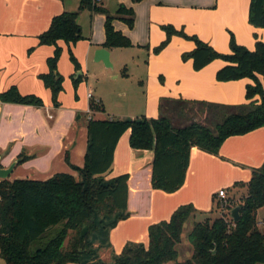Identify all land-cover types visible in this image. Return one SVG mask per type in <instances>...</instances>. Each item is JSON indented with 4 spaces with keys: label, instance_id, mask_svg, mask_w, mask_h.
Here are the masks:
<instances>
[{
    "label": "crops",
    "instance_id": "0c3cea01",
    "mask_svg": "<svg viewBox=\"0 0 264 264\" xmlns=\"http://www.w3.org/2000/svg\"><path fill=\"white\" fill-rule=\"evenodd\" d=\"M118 1V6L122 4L132 8L134 24L132 29L119 20H114L112 25L116 31L129 38L132 46L104 48L105 16L85 9L93 17L90 35L92 38L97 37L98 44L95 46L89 41L81 40L71 46V51L73 50L81 66L78 71L79 76L84 77L81 86L87 92L82 96L78 92V100L74 99L71 76H76L78 72L67 61V45L58 41L62 54L57 69L65 78L64 91L69 92L70 97L72 94V98L64 104V92L60 93V105L55 107L50 91L39 79V75L48 71L46 59L53 54L54 47L38 45L37 37L47 30L54 16L62 12H74L76 8H72L66 0H0V93L15 86L21 95H35L43 102L40 107L0 102V167L7 168L14 161L24 159L22 163L15 165L9 180L43 181L57 173L75 175L71 166H83L89 119H157L163 115L178 127L192 122L208 126L211 116L205 105L234 108L248 103L245 87L252 84L251 80L216 81V72L225 65L222 60H215L200 71L193 70L190 60H181L183 53L194 49L193 42L173 36L158 54H153L152 49L165 38L161 27L171 25L177 30L183 29L187 35L197 36L221 54L229 53L231 36L237 44L253 50L256 40L264 42V29L255 28L248 22L250 0ZM102 21L103 33L100 30ZM101 33L103 38L100 40ZM133 48L145 51L149 61L144 69L145 83L139 82L143 94L141 105L136 113H129L127 108L121 112L116 106L117 111L111 109V113L116 115L109 114L102 95L87 84V68L91 61L103 65V62L95 61L94 58L98 49L108 52L111 63L113 51L122 52ZM113 78H118V75ZM88 93L102 105V112H90ZM117 101L115 103L118 105L119 100ZM160 103L165 105L163 110L160 109ZM185 118L191 119L183 122ZM129 135L130 132L127 131L119 139L111 170L103 175L105 180L121 174L129 175L127 217L110 227L109 224L113 221L109 220L105 229L93 232L90 237L91 253L83 255L79 259L80 264L93 261L108 264L107 260L110 264H115L114 257L120 254L127 243L140 241L147 245V229L150 225L167 221L180 205L191 203L198 206L206 201V190L211 183L225 181L229 185L235 182L245 184L251 177L252 169L260 167L264 162L263 126L245 135L227 138L218 155L193 147L183 186L174 193H165L151 187L153 152L131 149ZM234 188L236 193L238 188H242L240 195H246L244 186ZM237 197L238 193L237 196H232ZM194 223V217H191L183 226L181 241L176 246L179 262L191 257L192 248L187 237ZM262 223L264 222L257 220L259 228ZM180 246L185 248V253L181 256ZM0 264H5L1 258Z\"/></svg>",
    "mask_w": 264,
    "mask_h": 264
},
{
    "label": "trees",
    "instance_id": "16d2710c",
    "mask_svg": "<svg viewBox=\"0 0 264 264\" xmlns=\"http://www.w3.org/2000/svg\"><path fill=\"white\" fill-rule=\"evenodd\" d=\"M131 1L138 3L143 0ZM85 9L105 16L104 48L132 46L129 38L112 25L114 20H119L132 29V8L120 4L115 15H110L106 9L96 7L92 0H80L78 11ZM79 12H62L54 16L47 30L37 37L38 45L54 47L53 54L46 59L48 71L39 75V79L50 91L55 107L60 105L58 96L63 90V77L57 71L61 54L58 41L67 45L69 60L75 72L80 71L71 51V46L83 40L77 24ZM248 22L255 28L264 29V0H250ZM161 28L165 38L152 49L153 54L161 52L173 36L193 42L194 49L183 53L181 60H190L194 71H200L215 60H222L225 65L216 72V81L251 80L252 84L245 87L248 103L234 108L203 104L211 116L209 123L212 128L197 122L174 127L163 115L157 119H89L83 166H71L80 179L65 173H57L43 181L0 179V258L5 264H80L79 259L91 253L92 233L105 229L109 220L113 221L110 227L127 217L129 175L121 174L111 180L103 178L111 170L117 143L127 131L130 132L128 143L131 149L153 152L151 187L174 193L184 184L193 147L218 155L227 138L242 136L264 126V42L256 40L254 49L248 50L231 36L229 53L221 54L197 36L187 35L183 29L177 30L171 25ZM83 79V76H71L75 89ZM0 102L35 107L43 105L40 98L21 95L15 86L0 93ZM162 104L161 110L165 106ZM88 106L91 112H102V105L93 99ZM23 161L21 159L17 165ZM237 186L246 189L241 203L233 205L234 198H231L222 201L220 208L227 211L230 218V211L239 207V221L228 222L221 216L195 222L187 237L192 248L189 259L179 262L176 246L181 241L184 224L196 212L190 203L178 206L167 221L150 225L146 246L127 243L114 257V263L264 264V231L256 220L257 211L264 207V162L252 169L247 183H235L234 187ZM86 264L105 263L93 261Z\"/></svg>",
    "mask_w": 264,
    "mask_h": 264
},
{
    "label": "rangeland",
    "instance_id": "374dc122",
    "mask_svg": "<svg viewBox=\"0 0 264 264\" xmlns=\"http://www.w3.org/2000/svg\"><path fill=\"white\" fill-rule=\"evenodd\" d=\"M71 1H73V3ZM66 3H69V5L72 6V8H76L74 11L76 12L78 8L79 0H66ZM118 3H119L118 0H100V1L98 0L96 2V7L104 8L109 11L110 15H114ZM77 12L79 11L77 10ZM92 18L93 17H91V14L89 12H86L85 10H81L77 16V24L81 28V34L83 36L82 41H87V42L89 41L90 44L96 46V44H98L97 37L92 38L90 35V29L93 23ZM102 28H103V21L101 22V29H100L101 32H102ZM102 33L100 34V40L103 38ZM60 49L62 54V48L60 47ZM142 51L143 50H140V48H133L131 50H124L122 52H120L119 50L113 51L110 60L112 63V67L110 69H106L102 64H97L92 61L89 63V66L87 68V84L93 89L96 88V90L102 95L104 105L107 107L108 113L110 112L109 114L116 115V113H111V109L115 111L118 110L116 109V106L119 108V111L121 112H124L126 108L129 110V113H133V112L136 113L138 111L139 105H141L142 102L141 99L143 98V94L141 93L142 87L139 82L143 81L145 83L146 72L144 71V69H145V64L146 63L148 64L149 62L146 57V52L145 51L142 52ZM81 52L84 54V51ZM61 54L59 60L61 58ZM72 54L76 59L77 63L79 64L73 50H72ZM59 60L57 62V65L59 63ZM67 61L71 63V61L69 60V54ZM65 65L66 64L64 63V66ZM80 70H81V66H80ZM57 71L63 77V82H64L65 80L64 76L59 72L58 69ZM115 75H118V78L114 79L113 76ZM63 82H62V88H63ZM83 83L84 81H81L76 89L74 88L73 83L71 85L73 89V97L76 101L78 100V92L80 96H82V94L85 95L87 92V89L81 86ZM61 93L64 94V100H63L64 104H67L68 101H71L72 94L70 97L69 92L67 93V91H64V89L61 91ZM75 95L77 96V98H75ZM117 99L119 100L118 105L117 103H115ZM58 102L60 103L59 96H58ZM190 119L191 118H187V119L185 118L183 122L185 121L189 122ZM197 120L201 121L200 118H198ZM179 124L180 123H178V125ZM209 124H210L209 127L212 128L213 127L212 124L211 123ZM173 126L178 127L177 125H173ZM73 177L76 179H80L77 172H75V175H73ZM235 183H231V185H229L225 181L218 183L215 182L211 183L206 190L208 196L206 201H204L203 203H201V205L198 206L193 205L196 211L194 215L195 222H203L206 219H213L221 216H224L228 222H232L228 217V212L223 211L220 208L221 201L215 199V195L218 193V191L223 190L226 193L225 201H229L228 199H231L233 195L237 196L238 193V197L232 199L233 201L232 204L233 205L240 204L243 197L242 195H240V193H242L243 190L242 188H238L236 193V188H234ZM256 219L259 222L261 221L264 222V207L259 209V211L256 214ZM185 228L186 226L184 227V229ZM260 229L261 231H264V226H260ZM180 248H179V253L181 256L182 254L185 253V248H182V246H180ZM107 262H109L108 264H110V261L107 260Z\"/></svg>",
    "mask_w": 264,
    "mask_h": 264
},
{
    "label": "water",
    "instance_id": "95a60500",
    "mask_svg": "<svg viewBox=\"0 0 264 264\" xmlns=\"http://www.w3.org/2000/svg\"><path fill=\"white\" fill-rule=\"evenodd\" d=\"M108 56H109L108 52L105 49H98L95 52L94 58H95V61L103 62V65L105 67H111V63L109 62ZM79 75H80V72H78V74L76 75V78ZM17 163L18 161H14L7 168L0 167V179H7ZM230 218L233 223H237L239 221V207H235L230 211Z\"/></svg>",
    "mask_w": 264,
    "mask_h": 264
},
{
    "label": "built area",
    "instance_id": "2783aa9c",
    "mask_svg": "<svg viewBox=\"0 0 264 264\" xmlns=\"http://www.w3.org/2000/svg\"><path fill=\"white\" fill-rule=\"evenodd\" d=\"M92 2H93V3H96L97 0H92ZM87 96H88L89 99H92V94H91V93H88ZM94 101H95V100H94ZM95 102L98 103L97 101H95ZM216 197H217V199L220 200L221 202H222V201H225V200H226V193H225V191H223V190L218 191ZM230 219H231V218H230Z\"/></svg>",
    "mask_w": 264,
    "mask_h": 264
}]
</instances>
